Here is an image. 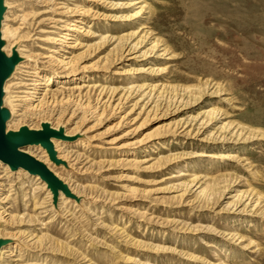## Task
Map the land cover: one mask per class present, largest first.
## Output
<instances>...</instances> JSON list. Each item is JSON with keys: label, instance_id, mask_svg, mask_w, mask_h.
Masks as SVG:
<instances>
[{"label": "rangeland", "instance_id": "374dc122", "mask_svg": "<svg viewBox=\"0 0 264 264\" xmlns=\"http://www.w3.org/2000/svg\"><path fill=\"white\" fill-rule=\"evenodd\" d=\"M127 1L11 0L15 6L9 9L8 23L21 45L27 47V59L33 64L22 77L23 99L29 97L33 84H47V78L33 76L38 60L40 76H53L51 90L61 86L67 89L74 76L81 78L78 83L89 85L101 82L128 86L159 81L173 85L168 88L170 94L190 90L187 94L191 100L198 99V104L173 114L163 101L162 107L170 112L161 108L154 115L148 113L153 106L147 103L149 98L135 105L138 96L116 113L107 109L102 116L83 121L82 113L77 114L64 130L66 134L76 130L74 135L81 137L64 143L67 149L76 151L79 160L62 159L65 165L56 166L64 167L66 176L75 183L73 194L80 197L79 201L73 199V217L62 213L55 216L52 209L40 224H29L27 214L33 204L54 208L53 196L42 180L28 172H11L8 186L0 191L1 200L11 195L0 204L10 212L0 218V228L7 219L6 232L19 235L22 243L9 239L3 248L17 246L15 252L23 256L20 264H264V216L241 212V207L229 204L233 196L249 188L261 194L264 204V0H144L145 13L134 19L130 17L140 5L121 6ZM78 17H83L85 24L76 23ZM56 20L74 21L94 32L89 33L91 36L76 32V38L90 47L71 48L76 54L82 53L80 68L75 72H65L53 61L74 44L73 39L60 37V47L56 45L54 39L68 29L64 22L53 26ZM35 21L40 28L31 26ZM42 29L45 32L38 33ZM136 31L142 37L137 52L140 56L131 60L123 58L116 44L93 36H121ZM154 46L168 47L170 53L149 56ZM54 50L58 52L52 53ZM50 55L52 59L43 58ZM148 63L166 67V71H130ZM12 80L14 77L8 84ZM208 84L218 85L220 95H211ZM12 91L8 90L6 97ZM224 98L230 100L223 103ZM6 104L12 108V104ZM212 106L228 113L218 126H240L242 135L238 136L239 131L229 138L213 139V129L201 135L169 130L152 134L163 121L173 122L186 111L195 114ZM76 107L72 106L65 121ZM64 108L57 106L53 113L51 108L28 111L30 119L21 123L20 116L12 115L10 129L23 125L39 129L43 122L56 125ZM129 111V118L122 120ZM210 135L212 139H207ZM224 154L233 157L224 158ZM167 155L178 156L164 164L162 157ZM0 166L1 172L4 165ZM182 172L213 180L201 187H206L205 194L183 193L170 187L188 177L169 179ZM231 183L234 189L219 197L217 192ZM60 202L58 197L56 205ZM43 226L45 236L40 242H25L28 238L24 240L23 231L33 228L38 232ZM222 232L242 234L245 241L231 242Z\"/></svg>", "mask_w": 264, "mask_h": 264}, {"label": "bare ground", "instance_id": "6f19581e", "mask_svg": "<svg viewBox=\"0 0 264 264\" xmlns=\"http://www.w3.org/2000/svg\"><path fill=\"white\" fill-rule=\"evenodd\" d=\"M5 4L7 6L8 12L4 16V21H3V26H2V35H3V38L7 41V44L4 50L7 52V54H11L12 49L17 48V51L19 52L20 56L24 58V60L17 66L16 71L13 74L14 80H12V83L8 84L7 82L5 86L6 95L8 94V90L10 89L14 90L11 93L9 92L10 94L7 97L5 95V104L6 102L9 104H12L11 105L12 108H10L12 115L20 116L18 123H21L27 117L30 119V116L28 115L29 113L28 111L42 112L43 110L51 108L53 110H51L50 112L53 113L55 107L64 106L65 107L64 111H62L59 115L55 112L58 115L56 119L57 124L56 125L51 124L54 128H59V127L64 128L68 123L76 119L77 114L79 113H82L81 121L87 119L90 116L91 117L92 116H98V117L102 116L107 109H111L112 113H116L120 111L127 102L131 103L132 100L138 96H140V98L136 102H134L135 105L142 102L145 98L146 99L149 98V100L147 99V103H149L150 106L151 104H153V106H151L150 110L148 109L149 110L148 113L152 111V112H155V114L153 113L154 115L160 113L158 110L163 108L161 104L163 103V101H167L168 103L167 105L173 111V114L180 112L181 110H186L190 108L191 106H195L196 104H198V99L191 100L190 94H187L190 92V90H181V92L173 91V94L171 93L172 94L171 95L168 92L169 91L168 88H171L173 85L171 86L169 84L170 86H168L166 85L167 83L163 84V82L161 83L159 81L157 82L153 81L154 83H150L146 81L145 83L131 84L128 86L127 85L126 86H114L111 84H100L101 82L97 84L94 83L95 85H89L85 82L82 84L78 83V79L81 80V78H76L74 76L71 79V82H72L71 85L67 87V89L61 86L60 87L61 89L59 88L56 90L54 89L51 90L49 87L54 82L53 76H46V75L40 76L42 75L40 73L41 65L40 66L38 65L40 64L38 60L35 61V63H38V64H35L33 76L38 77V78L39 77L47 78L48 80L47 84L43 82H38L36 84H33V87L31 88L32 91L28 92L29 97L23 99V97L21 96V93H25V92L21 90V87L23 86L22 77L25 74V72H27V70L33 66V64L30 60L27 59V57L30 56L29 54H27L28 53L27 47L21 45L20 39H18V35H16L14 30L11 28V26L8 23L9 21L8 15L10 14L9 9L13 8L15 5L13 4V2H11V0H5ZM137 5H140L139 11L133 14L130 17L131 19L139 18V16L144 14L147 8V4L145 3L144 0H128L125 3H121V6H125V7H133ZM74 21L76 23L85 24L84 23L85 20L83 19V17H78ZM74 21H72V23L71 22L68 23V21H62V20L52 21L53 26L58 24L59 22H64L65 24H68V29H65L63 33L61 32L62 34L59 35V38L57 37L54 39L56 42H58V44L56 45L60 47V44L62 42L61 38H63V40H72V39L74 40L73 41L74 44H71V47L66 48L65 54L60 56V58L54 57L53 59V61H55V63L57 64L58 68L68 73L75 72L76 70L80 68L78 65V62L81 60V54H82V53L76 54L75 51L71 48L90 47L88 43H85L86 41L76 38L78 36L76 32L85 33V34L92 33L90 31H86V29H84V26L81 27L80 25L74 24L73 23ZM30 24L31 26H34L35 24L38 26L40 25V23H36V21ZM53 26H51V28H54ZM38 28H40V26ZM43 32H45L43 29L38 31V33H43ZM93 36H97V37L99 36L100 37L99 39H101V42L103 40L104 42L116 44L115 47L121 48L122 56L125 59L129 57V60H131V59H136L140 56V55L138 56L137 52L139 51V46H141L142 37H139L138 31L130 32V33H127L121 36H115V35H110V34H105V35H102V34L95 35L94 34ZM138 37L139 39L134 42V40H136V38ZM51 52L53 53V52H58V51L54 50ZM169 53L170 51L168 47H163L162 49L160 48L156 49V46H154L153 52H151L149 56H153L157 54L156 55L157 57H164L168 55ZM147 54L148 53L146 52L144 53V55H147ZM43 58L52 59L53 56L50 55V56H45ZM130 71L145 72L147 74H162L166 71V67L159 68L157 66H153V65H150V63H148L139 69L131 68ZM62 80H64V82H68L69 79H62ZM29 85H32V84H29ZM207 91H209L210 94L214 96L220 95L219 86L216 84H208ZM11 94H15V95H11ZM94 97H95V100H93ZM229 100L224 98L223 100H221V102L226 103ZM13 102L15 103L17 102V104L14 105L15 103L13 104ZM92 102H94V105L93 107L90 108ZM72 106H77V107L74 111H72L68 120L65 121L66 114L69 113V111L72 109ZM23 108H25L24 111L19 112ZM169 112L167 111L166 113H169ZM163 113L161 114L164 115ZM130 114H131V111L124 114V116L121 117L122 120L128 119ZM227 116H228V113L219 106H212L210 108L201 110L195 114L192 111H186L184 115H182L179 119L173 122L163 121L162 123L158 124L155 127V130L154 132H152V134L154 135L160 134V133H164L165 131L169 130L171 133H177L180 131L181 133H185V134H192L195 132L196 135H201V134H204L206 131L213 129V132L216 134V135L214 134L213 139H217L219 137H221L222 139L229 138L227 137L228 135L233 136L239 131L240 133L238 136H241L243 130H241L240 126L236 127V126H233L232 124L230 125L229 123L228 124L224 123L218 126V124L222 120V117L225 118ZM13 120L14 119H11L10 121L11 124L13 123ZM29 127L33 128L32 126H29ZM36 127L34 129H38ZM8 128L10 129V124L8 125ZM75 132L76 130L72 132L70 131L66 135L73 136ZM207 139H212V135L208 136ZM64 142L65 141L53 139L55 149L57 153H59L58 158H60L61 160L63 159V160L78 161L80 156L78 154L76 155V151L67 149L68 147L65 146ZM24 151L32 155L33 157H35L37 160L44 163L56 176H58L62 181H64V183L68 185L70 191L74 193L73 192L74 188L72 189V186L75 184L74 181H72L71 177L66 176V174L64 173L63 166H61L60 168H56L57 165L50 160L49 155L44 148H42L41 146H32V147H28L27 149H24ZM177 156L178 155H167L165 157H162L164 159V164L172 162L174 159L177 158ZM222 157L231 158L233 156H231L230 154H224L222 155ZM146 160H150V159H146ZM0 165L2 164L0 163ZM11 172L12 171L7 166H4V170L0 172V191H3L6 188V186H8V181L10 179ZM23 173L25 174L27 173V171L23 169H19L17 171V174H23ZM182 176H185L188 178H186L183 181H180L181 180L180 179L179 180L180 182L177 181L176 183L171 182L173 185L170 188L174 190H178V191L183 190V193L192 191L194 193L197 192L199 194H202V193L205 194L204 189L206 187L203 190L201 187L204 184L210 183L209 182L210 180H213V178L211 177H199L198 174L192 175V174L184 173V172H182L179 176H176L175 174H173L169 177V179L176 178V177L179 178ZM35 178H37L38 181L41 180V178L38 175H36ZM37 188L38 187H36L35 189ZM232 189H234L233 183L223 187L219 192H217V194L219 197H222L223 196L222 194H224L225 192H230ZM207 190L208 189H206V191ZM9 196L11 195L4 196L3 200L0 199V204L1 202H4L5 199L8 200ZM233 198L234 200L231 201L229 204L231 205L235 203L238 206V208L241 207V212H249L255 216H261V217L264 216V204L262 203L263 197L255 189L249 188L247 190L240 191L235 196H233ZM59 200L61 201L59 206L57 204L55 205L54 208L41 207L42 205L39 206L35 202V204H33V208L31 209L32 213L30 212V214H27V216L29 217L28 223L31 225L40 224L42 221H44V218L49 214V212L53 210L55 211L54 212L55 216L60 215L62 213L64 216L68 215V216L73 217L75 212L73 211L71 213V211L74 210L72 203L76 200L73 201L72 198L66 197L64 193L62 192H60L59 194ZM7 211L8 210L5 207H2L0 205V218L2 219L5 218V215H8V212H9ZM6 220L4 219L3 225L1 224V227L3 228L2 229L0 228V238L1 239H12L19 244L22 243L21 241L22 239L19 238V235L16 236V234L6 232L7 228L6 226H4L6 225ZM51 220H49L48 222H51ZM44 228L45 227L43 226L41 229H39L38 232H36V230H33V228L32 230L30 228H27L25 231H23L24 233L23 235L25 236L24 240L28 238V240H26L25 242H33V243L40 242L45 236V234L42 232V229ZM221 234L224 237H226L228 240H230L231 242H235V243L238 242L239 244H242L245 241V236L243 237L242 234L238 235L237 233H233V232H222ZM16 248L17 246L15 245L13 246L9 245L7 247L2 248L1 253H0V261L1 262L9 261L8 264H20L23 259V256L15 252L14 249ZM212 264H224V263L214 262Z\"/></svg>", "mask_w": 264, "mask_h": 264}, {"label": "water", "instance_id": "95a60500", "mask_svg": "<svg viewBox=\"0 0 264 264\" xmlns=\"http://www.w3.org/2000/svg\"><path fill=\"white\" fill-rule=\"evenodd\" d=\"M6 11L5 0H0V163L7 166L12 172L23 169L30 175H38L51 191L55 205L60 192L64 193L66 197L79 201L80 198L70 191L64 181L56 176L44 163L25 152L24 149L41 146L47 151L53 163L65 165V162L58 158L53 139L74 142L81 136L79 134L68 136L63 127L54 128L49 122L41 123L39 129L30 128L27 125H23L17 130L8 128L12 113L5 104V86L24 58L20 56L17 48H13L11 54H7L4 50L7 41L3 38L2 26ZM8 243H10L9 239L0 238V253L3 246Z\"/></svg>", "mask_w": 264, "mask_h": 264}]
</instances>
